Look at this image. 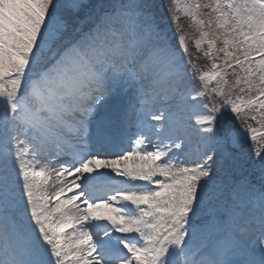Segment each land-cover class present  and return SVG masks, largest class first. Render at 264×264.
<instances>
[{"label": "snow or ice", "instance_id": "obj_1", "mask_svg": "<svg viewBox=\"0 0 264 264\" xmlns=\"http://www.w3.org/2000/svg\"><path fill=\"white\" fill-rule=\"evenodd\" d=\"M0 264H264V0H0Z\"/></svg>", "mask_w": 264, "mask_h": 264}]
</instances>
